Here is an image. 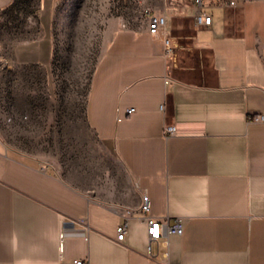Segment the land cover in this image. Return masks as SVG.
Returning a JSON list of instances; mask_svg holds the SVG:
<instances>
[{
	"label": "crops",
	"instance_id": "crops-1",
	"mask_svg": "<svg viewBox=\"0 0 264 264\" xmlns=\"http://www.w3.org/2000/svg\"><path fill=\"white\" fill-rule=\"evenodd\" d=\"M58 1L38 0V36L12 52L48 91ZM170 1L152 11L168 16L171 55L148 24L121 27L95 67L85 118L100 162L69 176L0 138V264H264V0H204L211 25L195 0ZM145 193L181 234L150 239Z\"/></svg>",
	"mask_w": 264,
	"mask_h": 264
},
{
	"label": "rangeland",
	"instance_id": "rangeland-1",
	"mask_svg": "<svg viewBox=\"0 0 264 264\" xmlns=\"http://www.w3.org/2000/svg\"><path fill=\"white\" fill-rule=\"evenodd\" d=\"M166 3L59 0L53 19L48 91L42 69L16 64L12 58L15 43L38 36V0H14L0 12V138L16 154L38 159L65 175L76 177L78 164L98 163L101 144L85 118L95 67L118 28L148 24L145 10L155 11ZM188 3L194 6L193 0L169 4L175 8L174 4ZM210 3L234 5L235 0ZM170 27L172 33L185 29L173 26L172 21Z\"/></svg>",
	"mask_w": 264,
	"mask_h": 264
},
{
	"label": "built area",
	"instance_id": "built-area-1",
	"mask_svg": "<svg viewBox=\"0 0 264 264\" xmlns=\"http://www.w3.org/2000/svg\"><path fill=\"white\" fill-rule=\"evenodd\" d=\"M197 4V11L195 14V21L197 25H211L213 15L207 12L205 8L204 0H195ZM145 14L148 16V30L151 34L163 33L165 36L166 53L171 55L174 46L172 45L171 38L168 35V16L162 13L153 12L151 9H146ZM165 109V105L162 106ZM134 108H130L129 111H133ZM256 120L263 121L264 115L260 114L255 117ZM165 130L167 133H174L175 127L173 124H166ZM143 218L148 226V234L151 240H157L169 232H175L181 234L183 232L182 218H177L173 224H169L166 220H160L154 217L151 212V198L145 193L143 194V202L141 206ZM127 234V222L124 221L119 224L117 228V240L123 241ZM80 262V260H75Z\"/></svg>",
	"mask_w": 264,
	"mask_h": 264
}]
</instances>
